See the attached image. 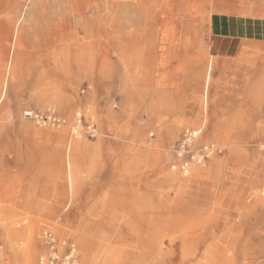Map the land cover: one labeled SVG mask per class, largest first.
Listing matches in <instances>:
<instances>
[{"label": "bare ground", "instance_id": "bare-ground-1", "mask_svg": "<svg viewBox=\"0 0 264 264\" xmlns=\"http://www.w3.org/2000/svg\"><path fill=\"white\" fill-rule=\"evenodd\" d=\"M6 8L8 14L0 20V28L8 27L17 33L12 35L15 48L11 47L13 55L11 53L7 70H2L1 89L14 83L19 70L32 74L38 66H47L46 61L51 59L55 64L49 70L57 71L59 75L51 84L36 85L41 114L50 111L58 115L55 108L62 109L67 104L64 95L67 91H77L78 79L83 76L89 78L91 88L111 79L112 83H107L106 87L110 85L126 94V99L120 103L121 118L116 110L119 104L113 102L101 109L93 89V93L81 101L80 108L76 107V117L70 116L68 124H61L64 123L62 119L60 124H40L46 135L57 132L65 141H59V146L71 151L91 139L90 133L94 131L93 137L98 142L88 144L91 170L101 165V149L106 138H114L122 148L125 139L129 143V155L122 158V180L135 186L125 185L120 195L114 197L116 208L104 211L111 216L106 223L113 228L97 231L92 226L95 223L83 220L72 231L65 230L68 234L73 233L76 252L80 249L84 256L83 264L103 263L105 257L98 255L103 249L110 253L132 251L136 254L132 261L121 259V264H158L162 258H157L154 253L163 243L172 249L162 255L180 256L178 264H237L242 251L246 253L243 264H254V255L259 251L264 254V233L261 232L263 239L252 246V235L243 234L246 223L242 220V217L251 219L260 209L258 222L264 223V157L261 154L264 139L255 148L253 156L241 153L235 143L230 146L228 160L252 170L249 178L252 194L240 216L228 223L211 212L193 207L184 195L194 177L223 180L224 166L229 162L227 158L215 159L212 155L209 164L198 162L196 158L197 164L186 167L181 163V170H178L175 160L185 157L173 146L187 120L181 91L186 74L193 70L187 71L186 62L192 59L196 64L207 55L219 61L220 57L211 54L216 41L235 37L230 51L238 50L237 54L230 59L229 66L221 67L238 75L232 79V86L242 88L241 92H235L250 109L244 120L256 117L264 110V0H0V13ZM36 15L50 16L49 22L59 26H81L87 34L84 38H80L77 30L61 34L54 48L47 52V59H36V62L32 58L33 63L21 49L24 39L19 31ZM207 26L213 35L222 36L212 39L209 51L205 48L203 34ZM97 55L100 57L98 62ZM239 76L242 77L240 80ZM210 82L209 72L207 76L200 70L193 88L197 92L204 83L206 91ZM47 104L55 105V108ZM142 104L144 116L135 123L133 119ZM25 111L19 114L20 117L34 121L25 116ZM84 120L90 121L88 130L84 128ZM148 126L154 129L161 142L143 136L142 129ZM258 126L261 128L262 125ZM107 128L112 129L111 135ZM154 132L150 136H154ZM160 143L164 144L168 154V171L163 175L162 184H154L148 180V169L156 163L154 148ZM69 164L74 168L72 160ZM139 178L143 183L138 182ZM0 209H3L0 214L3 247L13 257H6L5 263L37 264L41 254L48 251L47 247L39 246L45 240L42 231L45 227L56 231L59 228L44 222L38 226L27 211L24 212L27 216L22 217L18 209L2 206ZM216 231L222 233L215 235ZM102 240L108 241L104 244ZM152 252L153 257L149 256ZM111 258L114 260L115 257ZM168 259L162 264H170Z\"/></svg>", "mask_w": 264, "mask_h": 264}, {"label": "rangeland", "instance_id": "rangeland-1", "mask_svg": "<svg viewBox=\"0 0 264 264\" xmlns=\"http://www.w3.org/2000/svg\"><path fill=\"white\" fill-rule=\"evenodd\" d=\"M16 9L18 11V8ZM11 13L12 15L15 14V12L14 13L11 12ZM7 14H8V9L6 8L4 9L3 12L0 13V20H2V18H5ZM32 18H33L32 22H30L29 24L27 23L26 24L27 26L24 27L23 30L19 31V34L22 35L24 39V43L21 49L25 51L26 55L28 56V57L26 56V58L28 59L30 58L33 63H34L33 59L44 60L47 57V52L54 48L61 34H65L70 31H75V30H77L80 38H84L85 35L87 34L81 26H72L69 24L59 26V25H55L54 23H50L48 19H51L52 17L47 16V15L46 16L36 15ZM14 33H17V32H15L14 30L11 31L8 27L0 28V77H2L3 75L2 70L4 71L7 70L9 61H11L12 59L13 53L11 52V47L15 48L14 42L12 43V35H14ZM210 33H211L210 28L207 26L203 34H204L205 48L208 51H209L210 44H211L210 42L212 41V39L215 40L218 37H222L221 35H218V34L213 35L212 33L211 34ZM224 52H226V50H224ZM234 52H232V54H234ZM39 57H41V59H39ZM95 59L98 62L100 60V57L97 55ZM192 61L193 60L191 59L186 62L187 71L190 72L189 68H191L193 72L186 74L185 80L183 81V90L181 91L182 105L183 107L185 106V114H186L185 117L187 120L183 122V126L180 129L179 136L173 142V146H175V148H177L178 150V146L182 141L183 133L186 127H192V128L201 127L203 128V133L199 139L195 140V143L193 145L194 148L192 147L195 153H199V151L204 147V145L205 146L211 145L215 147L216 149V151L213 154V157L215 159H224V158L226 159L227 158L228 160L229 158L228 156H230V146L232 145V143H235L234 145H236V147L240 149L241 153L247 156H253L255 154V148L259 147L261 140L264 139V122H263L264 110H262L260 114L257 115L256 117L251 116V117H248L249 118L248 120H244V116H246L247 118V116L249 115L250 109L247 106L243 105L242 97L239 98L237 95L238 92H241L242 88L237 89L232 86V79L234 77H237L238 75L236 76L231 71H228L226 68H222L221 66H224V65H220L219 61L214 60L212 57L208 55L207 57L198 61V63L196 64L193 63ZM46 62H48L47 66L45 67L38 66L35 69V72L31 74V78L35 76L36 79H38V81H36V84H35L36 92L38 91L37 87L39 86V84L46 83V82L51 84L55 81V78L58 77L59 75L57 71L51 72L49 70V68L53 69L55 62L51 59H48V61ZM33 67H35V65H33ZM217 68H222L223 71L221 72L218 70L216 73ZM200 70H203L204 75H207V76L209 72V77H211V82H210L209 87H207L208 89H206V91L204 89V83H203L201 84V88L197 92H195L196 89L193 88V83L196 79L197 73H199ZM48 71H50L51 73ZM21 75H22L21 73L18 74V76H21ZM22 77H25L23 82H25V85H26L25 86L26 97L24 99V108L22 110L32 108L36 110L37 112L41 113L42 108H41L40 100L36 99V101L34 102L33 99L30 98L29 96L32 88L29 87L28 82L30 81L32 82L34 79L31 80L29 78L30 79L29 80L28 73H25L24 75H22ZM241 78L242 77L239 76V80ZM88 79L89 78L84 77V76L81 77L80 79H78L79 80L78 90L77 91L72 90L74 93L72 91L66 92V94L64 95V99L67 100V104L64 107L62 106L63 107L62 109L55 108V105H52V104L46 105V106L54 107L56 109L57 114H58L57 116L60 118V120L62 119L61 122L62 121L64 122V123L60 122L61 124L63 125L68 124L66 122H68V120L70 119L69 118L70 116L76 117L75 115L77 114V112L75 110L77 108H80L81 106L80 103L83 99L89 96V94L93 93V89L99 98V103L101 105V109L103 110L108 104L113 103V102L118 103L120 106L121 105L120 103L123 101V99L124 100L126 99V94L122 93V91H120L119 89L110 87V85L106 87L107 83H112L111 79L110 80L108 79L109 80L108 82L104 81L105 83L99 82L98 83L99 85L94 88H91L90 86L91 81ZM139 82H141L140 79H139ZM235 91H238V92H235ZM143 109H144V105L142 104L139 106L136 112L135 118L133 119L135 123L138 121L139 118L144 116ZM116 110L117 111L119 110V114H120L119 117L120 118L123 117V113H121V106L116 108ZM19 114H23V111L20 112ZM32 122L35 125H37L39 128L42 127V125H40L37 121L34 120ZM89 122L90 121L88 120H84V124H85L84 128L87 130H88L87 127L90 126ZM258 124L262 125L261 128H259ZM142 130H143L142 131L143 136L144 137L147 136L146 137L147 139L148 138L150 140L155 139V141L161 142V139L158 138L157 133L154 132V129L152 127L150 126L143 127ZM250 131H252L253 133ZM111 132H113L112 129L107 128V133H109V135H111ZM151 132L155 133L154 136H150ZM89 137L91 139H95L93 136L91 137V135ZM125 141L127 140L125 139ZM160 144L161 145H159L157 148H154L153 159H155L156 163L154 164V166L148 169L149 174H150V176L148 177V180L154 181V184H158V183L162 184L164 180L163 175L167 173L168 171V167H167L169 163L168 154L165 150L164 144L162 143ZM176 154L177 152H175V156L178 155ZM261 154H262V157H264V150L262 151ZM143 158H145V156ZM190 158L187 157V159L185 158L180 159L177 157V159L175 160V165L178 166V170L179 169L181 170L179 165L181 163L185 164V161L186 162L188 161L189 165L197 164L195 162L196 159L190 160ZM211 159L212 157L208 158L205 162L209 164L212 161ZM98 160L100 159L98 158ZM100 162H101V165L99 168H101L102 166V159ZM217 166L218 165H216V167ZM235 166H236L235 162L231 160L224 166L225 182L221 186H223L224 188H229L230 193L236 192L238 190L240 191L241 189H249L248 179L250 178V175L243 176L240 179L233 177ZM142 180L143 179L139 178L138 182L143 183ZM212 184L213 182L211 179H208L207 181H200V180L195 179L193 182L189 183V185L185 188L184 195L186 199H192L193 203L197 204L207 199V196H208L207 190L211 188ZM168 187L171 188L173 187V185L168 186ZM191 191L194 193L196 191V193L192 195L190 193ZM246 196H247V193L246 192L243 193V197L241 198H243L244 200H241L242 202L243 201L246 202ZM192 197H195L196 200ZM228 204L229 206H227L224 209L226 210L227 213L230 214V217H228L229 214H227L228 215L227 217L232 218V212H233L232 206L234 205H232V203H228ZM12 209H18L20 213L23 214L21 215L22 217L27 216L25 215L26 213H24L26 212L24 211L25 209H21V208H12ZM2 211L3 209H0V214H3L1 213ZM256 212L257 213L254 216H252L251 219L242 217V220L246 223L245 231L243 232V234L257 235L259 232L264 233V223L258 222L260 209H257ZM34 214L36 216L32 215L33 216L32 218L37 222L36 224L38 226L43 225V222L45 224H51L52 226L59 228V230L57 231L55 229L53 230L56 232V234L59 237L67 238L70 241H72V243L77 245L76 244L77 242L73 237V233L68 234L67 232H65L66 229L69 231H72L73 228L75 227V224L61 222L60 220H61L62 213L57 212V213H54L53 215L52 214L50 215L48 214V209H47L44 212H41L39 214H36V213ZM246 225L248 226L247 229H246ZM92 226L97 231H101L105 229L109 230L113 228V226L109 223H102V224L95 223ZM44 229L45 230H43L42 233L43 232L45 233V231L47 230L46 227ZM52 229L53 228H51L50 230ZM221 229L222 228L219 227V230ZM108 235H110V232H108ZM41 240H42V237H41ZM44 241L45 240L39 243L40 247H44V246L46 247V245L44 244ZM107 241L108 240H102L104 244ZM2 243H3V246L5 247V244L3 241V231H2ZM4 247H3V259H4V264H6L5 263L6 257H10V259H13V257L9 252H7L6 248ZM170 248L172 249V247L169 244L163 243L162 245H160V249H158V251H155L154 256L157 255V258L159 259L162 258L161 261L158 262V264H162L163 260L168 259V258L170 259V264H178L179 259H181L180 256L177 257V255H175V256L167 257L166 255H162V253H166L164 251H168ZM77 253L79 255L78 264H83V257H84L83 253L81 252L80 249H78ZM39 256L40 255L38 254V257ZM246 260H249V259H246ZM38 261L39 259L37 260V264H38Z\"/></svg>", "mask_w": 264, "mask_h": 264}, {"label": "crops", "instance_id": "crops-1", "mask_svg": "<svg viewBox=\"0 0 264 264\" xmlns=\"http://www.w3.org/2000/svg\"><path fill=\"white\" fill-rule=\"evenodd\" d=\"M234 42V37L230 40L216 41L214 49L211 48V54L220 57V65H228L230 58H234L237 54L238 50L234 54L230 51ZM222 68H217L216 73L218 70L222 72ZM18 72L13 85L10 84L5 90L0 88V206L25 209L24 211L32 215L47 209L50 215L60 212L61 222L76 226L83 220L106 223L111 216L104 211L116 208L117 199L114 197L120 195L125 185L135 186L131 182L125 184L122 180V158L129 155L127 152L129 143L124 141L123 149L121 143L114 138H106L101 149L102 166L91 170L88 144H97L98 139H89L77 145L74 150H67L59 146L60 142L65 141L57 132L46 135L32 121L20 117L19 113L24 111L22 109L26 97V85L23 82L25 77L18 76ZM29 78L34 79L28 83L32 88L29 96L35 102L37 95L35 84L38 79L35 76L31 78V74L28 75ZM3 79L2 75L0 81ZM114 159H117V162L114 163ZM69 160L75 164L74 168H70ZM234 168L235 178L252 175V170L238 165ZM73 177L76 178L75 182ZM195 179L207 181L211 178L194 177L189 183ZM211 180L213 184L207 190V199L197 204L189 199L191 205L217 215L224 223L237 219L251 200L250 181L249 189L230 193L229 188L221 186L225 182V177L223 180ZM245 192L246 202H242L241 200L244 199L241 197ZM190 193L194 195L196 191ZM192 198L196 200L195 197ZM228 203L234 205L232 218H228L230 214L224 209L229 206ZM221 233L222 231H216L214 234ZM252 238L251 245L254 246L263 239V235L259 232L257 235H252ZM110 252L103 249V252L98 254L99 257L102 255L105 257L100 264H121V259L132 261L136 255L132 251L123 254ZM261 252L254 255L252 259L254 264H264V254ZM245 255L246 253L242 251L237 264L244 263ZM112 256L115 257L114 260ZM149 256L153 257V252Z\"/></svg>", "mask_w": 264, "mask_h": 264}, {"label": "built area", "instance_id": "built-area-1", "mask_svg": "<svg viewBox=\"0 0 264 264\" xmlns=\"http://www.w3.org/2000/svg\"><path fill=\"white\" fill-rule=\"evenodd\" d=\"M25 116L36 120L39 124L45 123H60V118L55 114L47 111L45 114L40 112L34 113L33 109H26ZM202 133V128L195 129L192 127L187 128L182 137V141L178 148L179 155L194 160L196 158L198 162H205L216 151L215 147L211 145L204 146L199 153H195L193 150V144L199 135ZM94 131L90 133L91 137L94 136ZM188 161H185L184 166H188ZM44 244L48 251L41 254L38 264H78L79 255L76 252L74 244L67 238L59 237L55 231L47 229L44 233ZM3 243L2 233L0 229V264H4L3 259Z\"/></svg>", "mask_w": 264, "mask_h": 264}]
</instances>
